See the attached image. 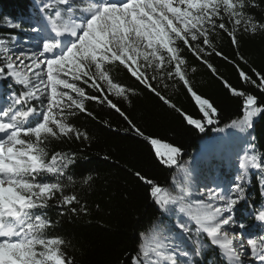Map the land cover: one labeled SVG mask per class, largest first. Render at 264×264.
I'll list each match as a JSON object with an SVG mask.
<instances>
[{"label": "snow or ice", "instance_id": "1", "mask_svg": "<svg viewBox=\"0 0 264 264\" xmlns=\"http://www.w3.org/2000/svg\"><path fill=\"white\" fill-rule=\"evenodd\" d=\"M259 7L258 0H41L38 25L22 29L21 23L8 21L7 27L35 33L36 39L21 44L15 35H0V81H11L0 101V264H75L62 250L68 246L65 239L47 234L55 225L39 210L54 206L62 209L58 216L87 212L74 191L66 192L78 182L70 172L77 154L48 150L52 140L90 141L87 131L70 122L79 113L97 119L87 102L119 114L129 125L125 131L147 141L158 163L166 167L178 165L181 149L145 135L116 100L130 104V97L142 88L201 133L205 124L215 123L218 109L188 79L185 49L222 80L230 95L240 98L242 116L229 127L247 136L255 119L264 114V103L220 77L206 57L215 55L233 64L242 83L264 93V70L258 71L239 51L242 36L264 32V22L248 11ZM213 36L226 37L235 57L218 50ZM114 69L126 72L133 83L116 79ZM170 80L183 84L202 118L188 115L160 91L169 87ZM103 123L111 127L108 121ZM245 149L241 171L227 190L216 184L199 190L201 196L206 193V200L191 199L190 184L173 183L170 190L134 173L147 186L160 216L151 234L141 233L131 264H195L192 257L201 256L205 247L199 239L202 233L218 247L225 264H245V256L264 264V234L245 238L243 232L229 231L246 228L243 223L237 225L235 208L247 199L249 167L262 174L264 189V166L257 154H248L256 152L255 137L245 141ZM179 169L187 172L182 165ZM93 179L90 174L82 175L79 183L90 186ZM254 219L264 224V210ZM173 228L188 237L193 252Z\"/></svg>", "mask_w": 264, "mask_h": 264}, {"label": "trees", "instance_id": "2", "mask_svg": "<svg viewBox=\"0 0 264 264\" xmlns=\"http://www.w3.org/2000/svg\"><path fill=\"white\" fill-rule=\"evenodd\" d=\"M258 2L259 8L248 11L257 21L264 22V0ZM40 19L36 0H0V35L11 34L21 42L29 41L33 37L32 33L11 29L7 27V23L18 22L21 23L22 29H28L34 21ZM212 39L218 50L229 58L235 57V49L226 37L219 40L213 36ZM239 51L258 71L264 70V32L242 36ZM183 55L187 59V75L193 89L209 99L218 109L219 115L215 123L205 124L204 133L188 125L179 113L142 88L139 89L138 95L130 97V104L123 99L116 100L145 135L157 137L181 149L177 166L166 167L159 164L147 141L130 130L125 131L129 125L119 114L93 102H87V107L94 112L97 119L83 113L70 118L71 123L87 131L91 137L90 141L52 140L48 145L50 153L63 151L77 154L76 164L70 172L76 174L75 179L78 182L73 188L66 189V192L74 191L86 206L87 212H69L67 215L58 216L62 209L54 206L39 210L46 213L55 225L47 234L65 239L68 246L62 250L74 259L75 264H131V257L137 253L141 243V233H145L160 216V210L148 197L147 186L141 183L134 173L140 172L167 187L182 161L199 147L202 139L212 144L219 141L225 145L228 124L242 116L240 98L230 95L222 80L195 59L187 49L183 51ZM206 58L215 66L220 77L237 89L254 93L264 103V93L242 83L233 64L215 55ZM240 67L246 72L249 71L243 63H240ZM193 68L196 69L194 72ZM113 75L123 83H133L127 73L119 69H114ZM9 83L10 80L0 81V98L6 96ZM168 84L167 89L161 87L160 91L188 115L202 118L198 105L183 84L175 80L168 81ZM104 121H108L111 127H105ZM112 128L117 130L113 131ZM250 137H255L256 148V152L251 154H257L259 163L264 166V155H259L264 154V114L255 119L252 129L247 130L246 140ZM208 153L211 156V147ZM104 156L109 159H103ZM228 156L231 157L232 153L229 152ZM221 160L223 159L211 156L209 160L206 157L200 163L218 167L222 166ZM230 172L224 170L218 171V174L223 176L225 173L228 178ZM249 172L250 183L246 189V202L239 203L235 208V221L246 225L245 229H241L246 237L264 234V224L254 219L259 210H264V189L260 179L262 174L251 168ZM89 174L93 176V182L90 186L82 187L79 183L82 175ZM52 204L54 205L55 201H52ZM57 221L59 222L56 223ZM186 239V246L193 252L194 246L188 238ZM199 239L205 247L201 250V256H193L195 264H225L220 257V250L211 245L206 234L202 233Z\"/></svg>", "mask_w": 264, "mask_h": 264}, {"label": "rangeland", "instance_id": "3", "mask_svg": "<svg viewBox=\"0 0 264 264\" xmlns=\"http://www.w3.org/2000/svg\"><path fill=\"white\" fill-rule=\"evenodd\" d=\"M37 6H38V12H39V6L41 3V0H36ZM40 20L34 21L32 26L38 25ZM30 32V31H29ZM32 33V32H30ZM33 37L29 41H34L36 39V34L32 33ZM27 41V40H25ZM18 43L23 44L20 40H18ZM31 44V43H30ZM32 46V45H30ZM4 99L0 98V101H3ZM228 124V131L225 136V145L222 144V142L216 141L214 144L211 142H206L205 139H202L200 142L199 147L192 151L189 157L184 159L180 165L184 166L187 169V172H181L179 167L173 177L170 180L169 185L166 188H169L170 190L173 189V183L176 185H184L188 186L190 184L191 187V199H205L206 200V193L201 196L199 190L204 187L211 188L214 184L223 186L225 190L228 189V187L231 185V183L234 182V177L240 172L239 169V163L242 156L245 154V134L241 133L239 129L231 128ZM244 142H243V141ZM230 144H233V146H230ZM211 147V156H214L221 160V165L218 167H213V165H207V163H200L201 160L205 159L206 157H211L209 155V150ZM230 150V151H229ZM231 152L232 156L229 157L228 153ZM248 154H251L249 152ZM207 161V160H206ZM220 161V160H219ZM220 163V162H219ZM222 169V170H221ZM250 169V167H249ZM226 171L230 172L229 177L227 178V174L224 173L223 176H220L218 174V171ZM250 174V172H249ZM249 183L246 185V189ZM246 200L241 201L240 203H245ZM156 222V220L151 224V226L148 228V230L145 232L146 235L151 234L152 225ZM165 222H167V217H165ZM237 225H239L238 222H236ZM192 227L195 228V224H192ZM171 231H176L178 233V239H181L183 241V245L187 248L189 252H192L187 246H186V238L187 236H184L182 234H179L178 229H171ZM230 232L233 234L241 233V228L235 227L234 229H229ZM244 235V234H243ZM194 237V236H193ZM245 238H247L244 235ZM194 259V257H192ZM245 264H255V261L248 260L247 256L244 257Z\"/></svg>", "mask_w": 264, "mask_h": 264}]
</instances>
